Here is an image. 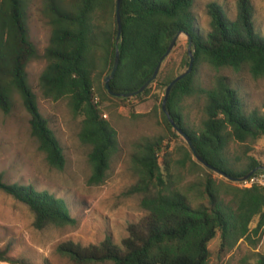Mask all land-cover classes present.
Wrapping results in <instances>:
<instances>
[{"label": "trees", "instance_id": "1", "mask_svg": "<svg viewBox=\"0 0 264 264\" xmlns=\"http://www.w3.org/2000/svg\"><path fill=\"white\" fill-rule=\"evenodd\" d=\"M34 0H0V110L9 114L19 94L31 116L32 136L48 163L64 170L65 151L49 121L41 113L37 97L29 83L28 65L39 57L28 28V10ZM196 0H122L123 33L119 43V68L111 80L117 93L139 90L155 73L173 39L184 32L193 40V72L172 89L167 109L176 124L193 140L199 154L216 168L234 177H243L264 167L255 157L240 170L226 156L230 141L240 143L264 139V111L248 112L238 91L224 76L213 87L201 89L206 97V115L200 130L188 127L179 112V103L197 92L195 77L201 63L215 70L247 68L254 78H264V36L255 27L250 0H238V14L229 20L221 4L208 5L210 25L202 32L196 24ZM42 15L51 27L50 43L45 50L47 65L40 76L45 98L69 99L76 115L84 117L80 140L89 146L90 186L102 185L108 176L111 160L118 150L116 130L104 119L95 101V77L112 72L117 54V0H42ZM168 60V58H167ZM158 78L142 94L147 96ZM190 56L185 64L189 67ZM176 76L161 84L167 89ZM103 93L112 98L104 87ZM170 134L178 131L164 112ZM163 137L147 138L137 144L133 166L138 176L132 193L142 195L146 213L128 227L120 245L107 238L100 244L82 245L67 242L58 251L75 264H210L209 244L220 233L221 253H230L241 240L264 230V187L241 188L225 178L210 176L203 188H196L205 203L193 204L190 187L185 192L174 188L170 172L172 158L166 157ZM164 153V158L161 155ZM191 152L186 158L193 161ZM0 191L27 205L34 214L36 229L77 225L66 201L33 184H9L0 173ZM222 196H230L225 202ZM257 219L254 229L251 224ZM9 249H0V261H10ZM258 264H264L261 255Z\"/></svg>", "mask_w": 264, "mask_h": 264}, {"label": "rangeland", "instance_id": "2", "mask_svg": "<svg viewBox=\"0 0 264 264\" xmlns=\"http://www.w3.org/2000/svg\"><path fill=\"white\" fill-rule=\"evenodd\" d=\"M250 1L256 30L264 36V0ZM212 2L221 4L229 20L237 18L238 0H196V24L204 33L209 30L208 5ZM41 11L42 0H34L28 10V28L39 57L29 63L28 78L41 113L64 148L67 164L64 170H58L48 163L38 141L32 136L31 116L20 95L16 94L12 111L7 114L0 110V173H4L9 184H33L39 190H47L63 198L77 225L36 229L30 208L0 191V249L8 248L11 259L0 261V264H75L58 251L59 246L67 242L100 244L109 237L120 245L128 235L129 225L140 221L146 214L141 207L142 195L131 190L138 181L133 155L137 144L147 138L165 139V152L168 153L163 152L161 159L165 153L168 159L170 156L173 160L170 172L176 190L185 192L194 187L189 193L194 205L201 202L208 205V199L205 196L199 198L196 188H203L210 176L218 181L225 178L199 162L186 138L179 132L177 136L170 134L165 126L163 101L166 89L161 83L188 69L185 60L189 38L183 34L168 57L161 83H155L150 93L141 99L108 98L102 89L109 74L95 77V101L103 117L106 116L104 119L116 130L119 146L112 157L106 181L99 186H90V148L80 140L84 117L72 111L68 98L54 101L45 98L41 90L40 76L47 65L44 53L51 36V27ZM218 76L228 79L248 112L264 111V78H254L247 68L215 70L201 63L195 77L197 92L182 99L178 105L189 128L201 129L206 118V97L200 90L213 87ZM187 151L191 152L198 167L186 158ZM226 156L238 170L250 157L264 163V139L247 143L230 141ZM222 197L225 202L231 199L230 196ZM256 224L257 219L251 224V229ZM221 243L220 233L210 242V264H258L259 257L264 255V230L258 235L251 233L250 239H241L230 253L220 252Z\"/></svg>", "mask_w": 264, "mask_h": 264}, {"label": "water", "instance_id": "3", "mask_svg": "<svg viewBox=\"0 0 264 264\" xmlns=\"http://www.w3.org/2000/svg\"><path fill=\"white\" fill-rule=\"evenodd\" d=\"M121 7H122V0H117V22H118V36H117V54H116V59H115V63H114V67L112 69L111 74L106 78V83H105V88L106 90L109 92V94L113 97H118V98H132L135 96H138L142 93H144L152 84L153 82L158 78L163 64L165 63V61L167 60V58L172 54L173 50L175 49L181 35L185 34L186 36H188L189 38V50H188V54L190 56V63H189V67L188 69L179 74L178 76H176V78H174L171 83L168 85L167 89H166V94H165V98L163 101V110L166 114V116L168 117V119L170 120V122L172 123V125L175 127V129L186 138L190 149L192 150L193 154L195 155V157L198 159L199 162H201L205 167H207L208 169L224 176L226 179H228L229 181H232L234 183H238V182H243L245 180H247L248 178H250L253 174H255L258 171H264V167H259L255 170H253L252 172H250L249 174H247L246 176L243 177H234L231 175H228L227 173H225L224 171L216 168L215 166H213L212 164H210L207 160H205L198 152L196 146L193 143V140L188 136V134L182 129L180 128L176 122L174 121V119L171 117L170 112L167 109V102L170 98L171 92L173 87L180 82L182 79L186 78L188 75H190L193 70H194V66H195V52L193 50V40L192 38L187 35L184 32H179L176 37L173 39L167 53L162 57L155 73L153 74V76L137 91L135 92H131V93H117L115 91H113L112 87H111V80L115 77V74L119 68V64H120V58H121V53H120V49H119V43L122 37V33H123V24H122V17H121Z\"/></svg>", "mask_w": 264, "mask_h": 264}, {"label": "built area", "instance_id": "4", "mask_svg": "<svg viewBox=\"0 0 264 264\" xmlns=\"http://www.w3.org/2000/svg\"><path fill=\"white\" fill-rule=\"evenodd\" d=\"M104 117L106 116L104 115ZM237 184L241 188H251L253 186L264 187V171H258L247 180L243 182H238Z\"/></svg>", "mask_w": 264, "mask_h": 264}]
</instances>
